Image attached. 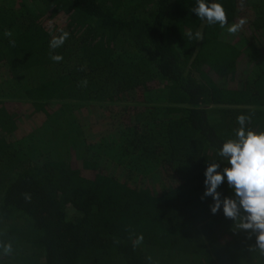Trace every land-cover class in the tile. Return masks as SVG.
Masks as SVG:
<instances>
[{
	"label": "trees",
	"instance_id": "obj_1",
	"mask_svg": "<svg viewBox=\"0 0 264 264\" xmlns=\"http://www.w3.org/2000/svg\"><path fill=\"white\" fill-rule=\"evenodd\" d=\"M216 2L238 33L196 0H0V264H264L201 198L237 117L264 131V0Z\"/></svg>",
	"mask_w": 264,
	"mask_h": 264
},
{
	"label": "clouds",
	"instance_id": "obj_2",
	"mask_svg": "<svg viewBox=\"0 0 264 264\" xmlns=\"http://www.w3.org/2000/svg\"><path fill=\"white\" fill-rule=\"evenodd\" d=\"M200 20H206L208 24H219L221 28L228 25V17L223 5L216 0H196L192 7ZM247 23V18L241 17L238 21L228 25L229 34L238 33ZM188 39L202 40L201 31L193 34L191 31L183 32ZM4 35L11 37L12 33L6 31ZM70 33L60 30V35H53L49 42V55L55 62L62 61L60 54H55V49L61 47ZM14 45V41H10ZM87 80L81 81V86H86ZM239 128L235 130V139L226 140L218 152L220 160L226 161L229 166L218 171L220 164L212 162L205 171L204 184L206 190L202 199L212 197L214 203L210 205L211 212L216 214L223 205V214L226 218L235 221V228L255 234L256 243L251 251H259L264 256V131L257 132L246 128L250 117L240 114L237 117ZM227 178L228 186L234 189L235 197L226 196L221 199V193L217 190ZM24 198L31 200V195L24 194ZM143 241L141 234L133 241V246L140 245ZM13 251L11 242L0 240V254L10 255Z\"/></svg>",
	"mask_w": 264,
	"mask_h": 264
}]
</instances>
